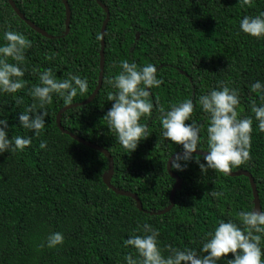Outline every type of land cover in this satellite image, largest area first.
<instances>
[{
  "label": "trees",
  "instance_id": "1",
  "mask_svg": "<svg viewBox=\"0 0 264 264\" xmlns=\"http://www.w3.org/2000/svg\"><path fill=\"white\" fill-rule=\"evenodd\" d=\"M67 1L72 15L65 35L62 0H14L26 19L53 37L47 38L21 20L8 0H0V46L6 43V31L23 34L32 44L20 65L25 87L14 94L0 93V119L8 121L9 139L22 136L32 141L23 151L0 153V264H127L128 255L139 261L138 252L125 242L143 235L145 223L159 231L163 255H168L166 245L202 254L207 234L219 221L238 223L240 211H253L250 180L213 170L203 174L195 162L200 156L205 163L203 156L193 154L186 167L181 161L183 171L172 169L182 179L174 208L161 216L152 215L170 205L175 179L167 163L183 151L181 145L162 137L157 109L168 111L171 105L190 99L194 112L187 123L201 126L197 150L207 152L209 117L199 97L222 85L236 89L239 118H252L253 131L251 159L231 172L252 174L264 209V132L259 131L251 111L252 99L258 107L264 106V100L250 90L257 81L264 84V37L254 38L240 29L244 16L264 12V0H252L251 6L243 7L239 0H99L110 11L103 85L91 103L66 111L61 123L111 153L115 162L112 185L137 195L143 211L134 199L119 196L104 184L103 174L109 169L105 155L61 132L57 115L65 105L58 95L53 94L52 103L45 106L48 117L39 136L20 125V114L34 103L29 91L46 69H52L58 80L68 73L87 79V93L78 94L73 104L86 101L97 87L106 12L97 0ZM122 60L140 67L153 64L157 78L164 81L150 90L153 112L140 121L148 125L149 137L131 153L103 120L112 107L108 93L115 92L107 81L120 73ZM34 68L39 71L33 72ZM16 97L23 102L17 104ZM43 141L47 147L41 149ZM213 190L223 196L212 197L208 193ZM56 232L63 234L64 242L48 248L47 238ZM261 248L264 251V236ZM229 259L234 257L229 254L217 264H228Z\"/></svg>",
  "mask_w": 264,
  "mask_h": 264
},
{
  "label": "clouds",
  "instance_id": "2",
  "mask_svg": "<svg viewBox=\"0 0 264 264\" xmlns=\"http://www.w3.org/2000/svg\"><path fill=\"white\" fill-rule=\"evenodd\" d=\"M239 3L241 7L251 6L252 0H239ZM240 29L248 36L264 37V12L254 17L244 16L240 21ZM4 40L6 43L0 46V93L14 94L25 87L26 82L20 79L24 76L20 65L25 60V50L31 48L32 44L16 31H6ZM46 58L52 59L53 56ZM9 60L15 63H10ZM120 68V73L107 81L115 92L108 93L107 99L112 102V107L103 120L107 122V128L115 133L120 145L131 153L142 140L149 137L148 125L141 124L140 121L144 117H151L154 104L150 99V90L160 87L164 81L157 78V68L153 64L140 67L135 62L122 60ZM37 71V68L33 69V72ZM250 90L261 94L260 99L264 100V84L257 81L250 85ZM87 91L88 81L81 79L79 75L68 73L66 78L58 80L52 69L40 72L39 84L29 91L34 103L20 114V125L39 136L45 128V118L48 117V112L44 109L52 103L53 94L58 95L65 106H71L78 94L84 95ZM15 99L17 104L23 102L22 98ZM198 103L209 117L206 129L208 151L203 156L205 163L200 162V156L195 157V162L203 174L213 170L228 175L233 167H240L251 159L253 120L250 117L239 118L238 91L227 85L200 96ZM157 110L160 113L158 119L162 125V137L183 148L182 154L171 160V168L183 171L187 162L193 160V154L197 152L201 142V126L195 121L187 123L194 112V104L186 99L171 105L168 111L163 107H158ZM251 111L258 122L259 131L264 132V106L258 107L255 99H252ZM7 129L8 121L0 119V153L23 151L31 144V138L27 137L13 136L9 139ZM46 147V141L40 143L41 149ZM181 161L184 162V167ZM208 194L214 198L223 196V192L215 190ZM237 216L238 223L232 220L218 222L214 231L207 234L200 250L202 254L192 249L180 250L166 245L168 255H163L157 239L159 231L145 223L141 226L143 235H133L125 242L126 246H131L138 252L141 259L137 261L128 255L125 257L127 264H217L229 254L234 259H229L228 264H264V251L261 248L264 209L240 211ZM63 242L62 233H52L47 238V247L55 248ZM40 247L44 245L41 244Z\"/></svg>",
  "mask_w": 264,
  "mask_h": 264
},
{
  "label": "water",
  "instance_id": "3",
  "mask_svg": "<svg viewBox=\"0 0 264 264\" xmlns=\"http://www.w3.org/2000/svg\"><path fill=\"white\" fill-rule=\"evenodd\" d=\"M64 5H65V10H66V32L65 35H67L70 31V23H71V9H70V5L68 3L67 0H62ZM98 1V0H97ZM9 4L11 5L12 9L15 11V13L20 17L21 20L25 21V23L34 31H36L37 33L41 34L44 37L47 38H53L52 36H50L46 31H44L43 29L39 28L38 26H36L34 23H32L31 21H29L28 19H26V17L21 13V11L19 10V8L16 6L15 2L13 0H8ZM98 4L104 9V11L106 12V19L102 25V30H101V51H100V72H99V77H98V84L96 89L94 90L93 94L84 102L82 103H76L73 104L71 106H65L63 107L58 115H57V124L59 126V129L61 130V132H63L66 135H69L72 139H74L75 141L91 148L94 150L99 151L100 153H102L103 155H105L108 158L109 161V169L106 173L103 174V182L104 184L110 189L112 190L115 194L119 195V196H125V197H130L132 199H134L136 201L137 207L140 211H143V205L142 202L140 200V198L135 195L132 192L129 191H124V190H120L117 187H115L114 185H112V178L114 175V169H115V162H114V158L112 157L111 153L103 148L100 147L94 143H91L77 135H75L74 133H71L70 131L66 130L61 123V117L62 115L72 109V108H76L82 105H86L91 103L99 94L102 85H103V79H104V74H105V63H106V58H105V35H106V30H107V26L110 20V11L108 9L107 6H105L104 4H102L100 1H98ZM183 152V151H182ZM182 152H178L175 153L169 160L167 163V170L169 172V174L171 175V177L173 179H175V184L174 187L171 190V195H170V205L165 208L162 211L159 212H153L151 213L152 215H156V216H161L164 215L166 213H169L175 206V197L177 192H179L182 189V179L181 177L176 174L172 168H171V160L175 158L176 155L178 154H182ZM206 151H202V150H197L196 153H194L195 155H202L204 156L206 153ZM229 176L232 177H239V176H245L247 178H249L250 180V184H251V188H252V192H253V203H254V208L253 210H258V209H262L261 206V202H260V196H259V192L257 189V185L256 182L252 176V174L248 171H244V170H239L236 172H231L230 174H228Z\"/></svg>",
  "mask_w": 264,
  "mask_h": 264
}]
</instances>
